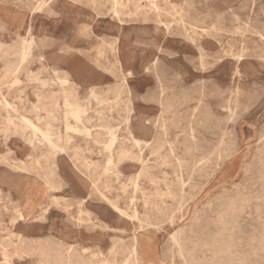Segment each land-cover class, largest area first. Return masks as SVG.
<instances>
[{"label":"rangeland","instance_id":"1","mask_svg":"<svg viewBox=\"0 0 264 264\" xmlns=\"http://www.w3.org/2000/svg\"><path fill=\"white\" fill-rule=\"evenodd\" d=\"M64 1L0 0L24 21L17 35L0 20V264H60L59 235L50 226L79 221L81 228L94 225L91 233L102 239L86 253L87 264H135L134 238L146 264H184L171 239L176 233L184 252L195 253L194 264L211 259L204 243L216 233L234 240L235 264H264V81L236 59L243 54L264 68V0H69L91 16L88 28L59 12ZM155 27L190 50L183 61L194 75L176 74L172 65L182 57L157 50ZM117 46L135 52L133 62L118 61L122 71ZM139 51L149 70L139 68ZM72 53L105 75L95 85L83 69L62 77L81 89L82 123L64 117L57 80ZM218 63L229 64L226 78L212 72ZM97 88L98 100L85 93ZM107 128L114 132L111 145ZM42 133L63 151H54ZM73 182L83 186L81 205ZM38 192L49 206L44 215L26 208ZM230 202L236 215L221 216ZM23 208L28 213L19 219L16 209ZM225 260L221 254L220 263Z\"/></svg>","mask_w":264,"mask_h":264},{"label":"bare ground","instance_id":"2","mask_svg":"<svg viewBox=\"0 0 264 264\" xmlns=\"http://www.w3.org/2000/svg\"><path fill=\"white\" fill-rule=\"evenodd\" d=\"M142 1V0H141ZM251 1V0H250ZM189 2V1H188ZM191 2V1H190ZM114 3V2H113ZM142 3V2H140ZM170 3V2H169ZM200 3V2H199ZM143 4V3H142ZM171 4V3H170ZM264 5V4H263ZM115 6V5H114ZM240 6V4H239ZM263 8V7H261ZM239 9V8H237ZM161 10V9H160ZM208 10V9H207ZM183 11V10H182ZM241 11V10H240ZM264 11V10H263ZM262 11V12H263ZM59 12L62 13L63 15L69 17L70 19H72L74 22H76L77 24L83 23L84 25L82 26L83 28H88L91 24L92 18L91 16L88 14V12H85L84 9L79 6L78 4L71 2L69 0H65L63 2V4L60 6L59 8ZM157 13V10H156ZM253 14V13H252ZM96 15V14H95ZM218 15V14H217ZM264 15V14H263ZM234 16V15H233ZM180 17V16H179ZM203 17V16H202ZM253 17V16H252ZM205 18V17H204ZM236 18V16H235ZM247 18V17H246ZM245 18V19H246ZM206 19V18H205ZM220 19V17H219ZM222 19V18H221ZM0 20L2 22L5 23H10L13 25L14 31L15 33L18 35L19 33V27L22 26L23 24V18H21L20 16L11 13L9 11H7L5 8H1L0 7ZM110 20V19H109ZM224 20V19H223ZM202 21V20H200ZM217 21V20H216ZM221 21V20H220ZM236 21V20H235ZM250 22V21H249ZM101 23V22H100ZM190 23V22H189ZM203 23V21H202ZM252 23V22H251ZM238 24V23H237ZM214 25V24H213ZM252 25V24H251ZM260 25V24H259ZM219 26V25H218ZM238 26V25H237ZM258 26V25H257ZM264 26V25H263ZM215 28V26H214ZM231 28V27H229ZM233 28V27H232ZM235 28V27H234ZM256 28V26H255ZM259 28V27H258ZM262 28V27H261ZM221 29V27H220ZM244 29V28H243ZM247 29V28H246ZM263 29V28H262ZM32 28L31 25L29 24L27 26L26 29V33L29 34L31 36V38H33L32 36V32H31ZM43 35L44 34V28L43 26H41V28L39 29ZM224 30H225V26H224ZM231 30V29H229ZM252 32V28L250 29ZM223 31V30H221ZM226 31V30H225ZM245 31V30H244ZM248 31V30H247ZM258 31V30H257ZM227 32V31H226ZM250 32V33H252ZM255 32V31H254ZM119 33V32H118ZM229 33V32H227ZM237 33V32H236ZM259 33H260V29H259ZM263 33V32H262ZM231 34V33H230ZM239 34V33H238ZM236 34V36L238 35ZM115 37L120 38L118 34H114ZM121 35V34H120ZM235 35V34H234ZM243 35V34H242ZM242 35L240 37H242ZM244 37V36H243ZM134 38V37H133ZM121 39V38H120ZM189 39V38H188ZM245 39V38H244ZM124 41V44L128 43L125 39H121ZM133 40V39H132ZM138 40V39H137ZM152 40L154 42V44L157 47V50L159 51H163L162 53L166 52L168 54H180L182 58H180L181 60H176L174 62V64L172 65V67L176 68L178 71L176 74L178 75H182L183 73H187L189 75H194L193 70L190 68V66L187 64L186 61H183V53L186 51H190L188 50V48H186L185 46H183L182 44L178 43L177 41H175L171 36H169L167 34V32H165L163 29H160L158 27H155L153 30V34H152ZM242 40V39H241ZM24 41V40H23ZM114 44L115 41H112ZM135 42V41H134ZM152 42V43H153ZM237 43V42H235ZM238 44V43H237ZM26 45L24 44L22 45V47L20 48V54H21V58H24L25 52L24 50L26 49ZM117 45V44H116ZM158 45V46H157ZM240 46V45H239ZM117 56H116V64L118 65V70L122 71V65L123 64H119L118 61L119 60H123V61H127L130 60L133 62V57L135 56V52L133 50V48H128V47H124L119 49V47L117 46ZM250 53V52H249ZM132 54L134 56H132ZM167 54V55H168ZM200 54V53H199ZM139 56V58L136 59H140V65L139 68L141 70H149V66L148 63L145 61L143 53L141 51H139V54L137 55ZM42 59V56L41 58ZM236 59L238 60V62H241V66H243V70H245V72L249 73V74H255L254 72H256L255 77H259V79L264 81V68L260 65H258L257 63L249 60V59H245V56L243 54H238L236 55ZM157 60L154 62V64H156ZM191 62V61H190ZM220 63V62H219ZM219 63L217 64V66H215V68L212 70V72H217L218 77L221 78H226L229 74V64H223V65H219ZM67 67L65 66L64 69H61L60 74H57V80L60 84V88H61V93L63 95V100H64V108H65V113H64V117L67 118L68 116H71L74 120H76V122H80L82 123V115H84L85 110L82 107V104L80 103V101L78 100V93L79 91H81V89L79 87H77V84L75 83H63L62 82V77L66 76L69 74V72H66L68 69L70 70H74L75 71H82L87 73L88 79L92 80L94 85L101 83L102 79H103V75L104 73L101 72V68H99L96 64H93V62H91L90 60L83 58L81 55H79L78 53H72L70 55V57L67 59L66 61ZM192 64V62H191ZM195 65V64H193ZM200 67V64H199ZM201 68V67H200ZM203 68V67H202ZM68 70V71H70ZM199 70V69H198ZM202 70V69H201ZM55 73H57L58 71L55 70ZM72 72V71H71ZM237 73H240V70H236ZM216 74V75H217ZM159 75V74H158ZM122 80H126L127 78V74H123L121 75ZM202 85V82H200ZM44 85V84H43ZM160 88V87H159ZM202 88V87H201ZM161 89V88H160ZM98 88L95 90H91L90 92H85L87 95L91 96V92L95 93L94 96H92L95 100H98L99 98V93H98ZM214 90V89H213ZM231 90V89H230ZM160 91V90H159ZM218 91V89H217ZM159 95V94H157ZM1 97L2 94H1ZM151 97V96H150ZM155 98V96H154ZM153 99V98H152ZM159 99V98H158ZM156 98V100H158ZM237 99V98H236ZM115 100V99H114ZM154 100V101H156ZM152 101V100H150ZM6 104H8L6 102ZM5 104V105H6ZM157 104V103H156ZM160 105H163L162 103ZM165 107V106H164ZM134 110V107L131 103L126 105L125 108V117H124V121L126 122V124L128 125V121L127 118L129 116V114ZM10 115V114H9ZM160 117V116H159ZM157 118V117H156ZM155 118V119H156ZM21 119L24 120L25 123H28L32 129L37 130L38 128L32 124L29 120H27L25 117L21 116ZM159 119V118H158ZM162 119V118H161ZM161 122V121H160ZM164 122V121H163ZM190 124V123H189ZM164 126V125H163ZM165 127V126H164ZM84 129H86V127L83 126ZM162 128H160L161 130ZM167 129V128H166ZM127 131L129 134H132V130H130L127 126ZM162 131V130H161ZM165 131V130H164ZM163 131V132H164ZM107 133L110 136V145L113 144L114 141V132L107 128ZM133 139H135L132 136ZM42 139L44 141H47L49 146L54 150V151H63V148L60 147L57 143H55L54 141H52L48 135L46 133H42ZM176 139V138H175ZM135 145H139V142L135 141L134 142ZM162 144V143H161ZM154 146V145H153ZM122 156V154H121ZM108 163L111 162V159H108L107 161ZM56 163V167L59 168V164L57 162ZM13 164V163H12ZM142 172H138L135 176H134V181H136V179L139 178V176L141 175ZM262 183H263V189H264V174H262ZM135 186V185H134ZM95 189V188H94ZM70 190L71 193L76 195L75 197L77 198V200L79 201L80 205L81 203L86 201V196L83 195V186L79 185L76 182H73V184L70 186ZM97 190V189H96ZM98 192V191H97ZM102 195V194H101ZM42 193L38 192L36 198H27V202H26V208L28 207L29 212H31L33 210V208L38 207L40 214L44 215L45 213L49 212V206L48 204H44L43 202H41V198H42ZM103 196V195H102ZM101 196V197H102ZM99 198V197H98ZM172 199H174V197H172ZM171 199V200H172ZM1 201V200H0ZM72 202V200H70ZM106 201V200H105ZM9 203V202H8ZM73 203V202H72ZM76 205V204H75ZM162 205V204H161ZM164 206V205H163ZM78 208V207H77ZM238 210V206L234 203V202H230L228 204L225 205V208L221 211V216L226 215L229 217H234L236 215V212ZM135 211V210H134ZM136 212V211H135ZM28 211H25V208L23 209H16V214L17 217L19 219H24V216L27 215ZM134 214V213H133ZM158 216V215H157ZM157 216H155L157 218ZM160 216V215H159ZM135 217V216H134ZM147 217V216H146ZM89 221V220H88ZM87 221V222H88ZM222 221V220H221ZM226 221L224 219V221H222L221 223L226 224ZM145 223V222H143ZM154 223V222H153ZM81 222H77L74 226H69L67 224L61 223L60 225H58L57 227L54 226H50V229H55L56 232L59 235L58 238V243H56L55 249H54V254L56 255V257L59 259V263L60 264H87L85 261V255L86 253H88L90 250H92L94 247H97V242L101 241L102 239L97 236L94 233H91L93 230V226H89L86 225L84 228H81ZM146 227V226H145ZM144 228V227H143ZM223 228H226L223 225ZM8 231V229H7ZM219 235L221 234H214L212 236H210V239L205 241V245L209 246V248H211L212 251V255H211V259L207 262H205L204 264H221L219 261V258L221 256V254H223L226 257V260L223 264H235V260L237 259L236 255H234V252H232V249H234L235 243L234 240L229 237L228 239H223L221 238ZM4 237V236H3ZM50 237V236H49ZM51 238V237H50ZM169 238V237H168ZM41 239V238H40ZM39 239V240H40ZM43 239V238H42ZM45 239V238H44ZM173 243L177 246L178 249V253L179 255L182 257L184 264H194V260L196 259V255L195 253H185L184 252V248L182 245V235L179 233L174 234L171 237ZM4 240V239H3ZM18 240V239H17ZM53 240V239H52ZM123 240V239H122ZM166 240V239H165ZM55 241V240H54ZM116 241V240H115ZM120 241V240H118ZM44 242V241H43ZM42 242V243H43ZM165 242V241H164ZM260 242L264 244V235H261V239ZM3 243V242H2ZM121 243V242H120ZM163 243V242H162ZM1 245V244H0ZM47 245V244H46ZM2 246V245H1ZM4 246V243H3ZM15 246V245H14ZM44 246V245H43ZM53 246V244H52ZM138 240L137 238H134L132 240V244L130 246V255L131 256V260L132 262H134L135 264L138 262H142L144 264L148 263V261H146L145 259L147 257L143 256L142 251H138ZM120 247V246H119ZM126 248V246H125ZM124 248V250H125ZM11 249V248H10ZM34 251H36L37 253H39L40 255L46 256V252L44 250V247H42L41 245H36L34 246ZM52 250V249H51ZM12 251V250H11ZM27 251V250H26ZM48 252V251H47ZM91 253V252H90ZM10 254V253H9ZM17 254V253H16ZM93 254V253H92ZM95 254V253H94ZM93 254V256H94ZM15 255V254H14ZM11 256V255H10ZM13 257V256H12ZM18 257V256H17ZM26 257V255H25ZM24 258V257H22ZM100 258V257H99ZM44 259V257H43ZM97 259V258H96ZM129 259V258H128ZM126 259V260H128ZM39 261V260H38ZM43 261V260H42ZM100 260H98L99 262ZM37 262V261H36ZM44 262H46L44 260ZM48 262V261H47ZM46 262V263H47ZM54 262V261H52ZM127 262V261H126ZM43 263V262H42ZM45 263V264H46ZM96 263V262H95ZM128 263V262H127ZM38 264V263H37ZM53 264V263H52ZM133 264V263H132Z\"/></svg>","mask_w":264,"mask_h":264},{"label":"crops","instance_id":"3","mask_svg":"<svg viewBox=\"0 0 264 264\" xmlns=\"http://www.w3.org/2000/svg\"><path fill=\"white\" fill-rule=\"evenodd\" d=\"M67 59H68V58H66V59L64 60V65H63L64 68H65V64H66ZM104 78H105V75H103V79H104ZM103 79H102L101 83L103 82Z\"/></svg>","mask_w":264,"mask_h":264}]
</instances>
